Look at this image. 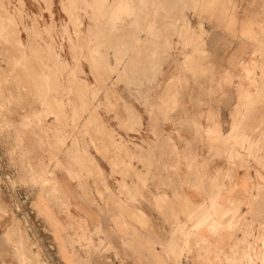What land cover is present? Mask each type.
<instances>
[{
	"label": "rangeland",
	"instance_id": "374dc122",
	"mask_svg": "<svg viewBox=\"0 0 264 264\" xmlns=\"http://www.w3.org/2000/svg\"><path fill=\"white\" fill-rule=\"evenodd\" d=\"M69 3L0 0V264L121 257L116 230L72 214L60 179L86 193L93 183L99 200L91 202L116 223L133 203L124 197L131 185L148 184L149 170L137 165L150 167L144 145L172 133L191 136L189 146L225 147L252 181L232 207L212 201L204 222L184 223L192 231L172 235L173 255L188 249L195 264H264V0H108L101 12L93 0ZM219 28L229 34L226 51L240 52L226 64L213 41ZM221 83H239L244 100L224 127L212 110L185 104ZM169 141L159 161L174 156ZM103 167L112 196L98 186ZM59 210L73 222L59 227ZM62 228L71 240H61Z\"/></svg>",
	"mask_w": 264,
	"mask_h": 264
},
{
	"label": "crops",
	"instance_id": "0c3cea01",
	"mask_svg": "<svg viewBox=\"0 0 264 264\" xmlns=\"http://www.w3.org/2000/svg\"><path fill=\"white\" fill-rule=\"evenodd\" d=\"M245 22L247 25L255 26L259 21ZM225 39H229L227 32L220 28L215 30L213 41L220 43V45H216V48L219 49L217 54L223 64L229 62V55L237 57L240 53L235 48L237 56L231 49L227 52L228 47H223ZM223 84H220L221 88L217 87L218 85H213L212 88H215L217 92L212 95L206 94L197 98L193 92L191 99L187 100L185 104L187 106L202 105L205 115L211 114L212 110L215 115L214 121L224 127L227 122L231 121V111L236 106H242L244 100L240 99L237 94L239 83L236 85ZM149 132L145 139L155 141L152 131L149 130ZM184 137L185 139L183 137L180 139L176 133L164 134L156 138V142H159L158 145H144L145 153H150L151 160L145 159L146 163H150V167L145 168L141 161L138 164L135 162V165H138L141 173L149 170L147 172L149 174L148 184L142 189L136 183L133 185L130 183L132 195L124 197L132 199L133 203H127L121 207L122 209H119V213L125 210V215L124 213L120 214L116 223L113 220L112 214L114 213L106 218L104 215L105 206L102 205L101 208L104 210H100L94 202H91L94 200L93 195L99 200L98 195H95L93 183H91L92 192L87 184L89 191L86 193L78 187L79 184L74 180L61 177L63 186L67 188L68 200L71 205L69 210L72 214L84 217L92 227L103 226L116 230L119 242L114 243V246L121 252V257L115 256L113 251L111 252L113 261L106 264H195L189 260L191 255L188 253V249L181 258H176L173 255L172 235L189 231V228L183 225L184 223L204 222L206 214L203 206L209 205V202H216V205L218 202H222L226 207H232V202H236L239 196L246 193L247 188L252 185L249 173L239 165V161H232L229 158L225 147H211L202 141H194V144L189 146L187 140L191 136ZM170 139L173 140L171 149L174 156L165 157L159 161L157 155L163 151H160L158 147L163 140L170 143ZM165 152L168 153L167 150ZM102 170L107 179L102 183L98 182V186L102 187H100L101 190L106 189V195L111 193L112 196L109 172L105 167ZM195 170L197 173H194ZM252 173L257 176L256 171L252 170ZM100 211H102V215ZM59 213V227H65V221L73 222V219L67 217V213L61 210ZM180 227L184 230L179 229ZM191 231L190 228L189 232ZM199 231H205L204 226L200 227ZM61 233V240H71L72 235L67 229L62 228ZM61 240H55V244L52 245L56 250L60 249L59 242L61 243Z\"/></svg>",
	"mask_w": 264,
	"mask_h": 264
},
{
	"label": "bare ground",
	"instance_id": "6f19581e",
	"mask_svg": "<svg viewBox=\"0 0 264 264\" xmlns=\"http://www.w3.org/2000/svg\"><path fill=\"white\" fill-rule=\"evenodd\" d=\"M70 1V3H69V5H70V9H72L74 6H75V0H69ZM94 1V5H96V7L98 8V10L101 12V10L103 9V7L106 5V2L108 1V0H93ZM66 6V5H65ZM92 6V5H91ZM29 7V6H28ZM77 8V7H76ZM106 8V7H105ZM18 10V9H17ZM86 10V9H85ZM105 13H106V11H105ZM104 14V13H103ZM116 15H118V14H116ZM115 15V16H116ZM101 16V15H100ZM102 17V16H101ZM115 17H113V19H114ZM99 19V18H98Z\"/></svg>",
	"mask_w": 264,
	"mask_h": 264
}]
</instances>
